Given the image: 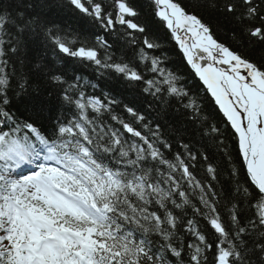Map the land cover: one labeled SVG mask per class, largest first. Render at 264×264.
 <instances>
[{"label":"trees","instance_id":"16d2710c","mask_svg":"<svg viewBox=\"0 0 264 264\" xmlns=\"http://www.w3.org/2000/svg\"><path fill=\"white\" fill-rule=\"evenodd\" d=\"M169 1L264 78V0ZM40 140L90 161L98 219H52L89 232L96 255L264 264V197L151 1L0 0V203L3 174ZM0 264L17 263L0 249Z\"/></svg>","mask_w":264,"mask_h":264},{"label":"rangeland","instance_id":"374dc122","mask_svg":"<svg viewBox=\"0 0 264 264\" xmlns=\"http://www.w3.org/2000/svg\"><path fill=\"white\" fill-rule=\"evenodd\" d=\"M169 15L168 19L181 39V44L188 51V54L185 50L184 53L190 60L195 61L194 67L198 77L229 123L238 132L244 155L246 157L250 155V161L247 162L250 175L264 193V83L258 81L246 66L215 47L214 43L206 39L191 20L173 10ZM241 79L242 81L246 79L245 83L247 84L240 82ZM253 105L262 110L259 113H263V116L253 108ZM249 107L253 108L252 112ZM251 115L255 116L252 120L250 119ZM252 126L256 127V131ZM24 186L36 201H41L46 206L52 204L59 211L65 213H73L78 208L68 202L64 196L55 195L49 190L45 179L41 176H32L26 179ZM14 221L17 231L15 232L13 229L12 236L16 235L14 239L17 242L35 238L43 230L49 232L50 236L53 233V230H50L47 223L44 222L45 220H41L39 208L36 206H31L27 212H25V208L16 209ZM38 221H43L45 224H39ZM28 228L30 232L24 234V229ZM54 245V241H51L43 250L44 259L39 258L35 264H60L56 259L57 251L53 247ZM36 249L38 248L33 250ZM50 255L53 256L51 262L48 261Z\"/></svg>","mask_w":264,"mask_h":264}]
</instances>
